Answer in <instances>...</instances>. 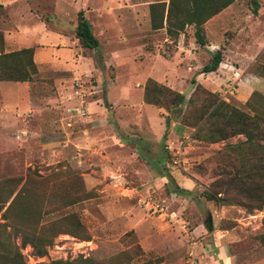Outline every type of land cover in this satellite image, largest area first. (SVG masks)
<instances>
[{
	"label": "rangeland",
	"instance_id": "1",
	"mask_svg": "<svg viewBox=\"0 0 264 264\" xmlns=\"http://www.w3.org/2000/svg\"><path fill=\"white\" fill-rule=\"evenodd\" d=\"M108 1L109 4L105 0H26L31 12L48 32L71 37L77 13H84L88 8L86 20L94 26L100 43L96 50L84 49L76 44L75 59H70L73 64H69L72 70L78 69L81 74L73 71L54 73L51 69L36 71L30 81V89L33 96L44 98V102L34 105L38 108L35 114L32 110H24V104L19 107L11 118L14 124L9 133L11 139L7 142L0 140V180L29 177L32 196L39 198L51 193L69 196L73 203L62 208L61 213L75 214L91 236L90 241H82L69 235H59L42 258L35 257L27 246L21 250L26 262L47 264L52 260H74L79 256L106 261L129 252L131 264L151 260H155L156 264H179L193 243L197 247L200 244L202 237L195 228L205 220L206 203H210L215 211L217 228L236 237L231 245L232 251L243 264L248 261L260 264L264 261V246L256 237L262 232L264 212L254 210L248 213L240 206H219L201 197L214 179V168L219 162L215 159L216 153L225 144L236 143L242 137L208 144L194 140V129L186 127L171 150L166 148L170 144H160L168 151L166 164L163 168L153 169L138 146L142 139L139 115L127 114L123 117L125 124H118L115 107L108 102L104 104L110 79L117 72L125 71L124 68H115L121 53L106 50L105 40L110 36L117 37L122 15L118 10L121 0ZM21 2L24 4V0ZM233 2L211 23L208 37L222 43L233 40L235 35L234 40L238 43L249 42L252 47H255L253 44L264 45V0ZM256 6L257 12L254 13ZM2 7L0 4V30H11L20 23L24 24V18H18L12 12L7 14ZM238 27L241 33L236 37L234 30ZM157 33L149 44L157 47L151 53L155 55L152 60L162 57L174 62L176 41L163 42L164 31ZM185 33L188 44L192 28L185 29ZM2 37L0 31V43ZM117 43L115 38L111 41L113 47ZM1 50L4 52V46L0 44ZM213 52L201 48L196 58L190 59L193 67L197 64L199 67L193 72H200ZM247 53L253 61L246 72L264 75V46L259 53L254 48ZM48 54L49 50H46L44 57ZM179 56L182 58L184 54H177L178 59ZM135 59L136 63L144 62L145 54L137 52ZM128 68L126 83L121 89L133 91L138 89V81L128 87L126 84L140 80L145 68L139 70L140 73L136 66ZM77 80L84 82L85 117H79L73 111L80 106V99L74 97L72 88ZM197 83L216 93L222 101L249 112L245 103L234 98L240 87L239 78L219 85L217 77L204 75L200 81L197 78ZM193 87L190 81L183 84L181 89L186 94V100ZM259 93L264 95V92ZM91 104L96 106L93 111L89 109ZM185 104L186 101L183 109ZM133 108L139 109L138 104ZM157 109L164 115L168 113L163 108ZM170 117L175 118L174 114ZM155 149L150 150L154 152ZM161 169L190 179L194 184L192 194L176 196L168 193L165 180L159 177ZM120 257L123 258L122 255Z\"/></svg>",
	"mask_w": 264,
	"mask_h": 264
},
{
	"label": "trees",
	"instance_id": "2",
	"mask_svg": "<svg viewBox=\"0 0 264 264\" xmlns=\"http://www.w3.org/2000/svg\"><path fill=\"white\" fill-rule=\"evenodd\" d=\"M233 1L168 0L167 4L157 1L149 7L151 29L165 28L166 34L174 40L180 32L191 27L195 43L203 48L208 45L204 24ZM256 12L257 6L254 8ZM73 37L81 48L96 50L100 46L82 11L76 15ZM221 62V51H217L199 74L215 72ZM35 72L33 49L10 53L0 51V82H28ZM191 83L194 87L186 100L184 94L148 79L144 85L143 100L179 117L183 126L194 129L193 139L196 141L213 144L242 137L236 143L225 144L216 153L215 159L219 162L214 168V179L201 197L219 206H240L248 213L254 210L264 212V95L257 91L251 93L245 102L247 113L222 101L195 79ZM169 184L170 187L166 188L168 193H186L172 182ZM30 185L29 177L0 180V264H29L21 253L27 246L35 257L42 258L62 234L82 241L91 240L75 214L61 213L62 208L73 203L69 196L51 193L38 198L30 194ZM256 239L264 246V222ZM128 254L124 252L121 254L123 258L118 255L106 261L79 256L74 260H52L47 264H131L132 258ZM140 264L156 262L151 260Z\"/></svg>",
	"mask_w": 264,
	"mask_h": 264
},
{
	"label": "crops",
	"instance_id": "3",
	"mask_svg": "<svg viewBox=\"0 0 264 264\" xmlns=\"http://www.w3.org/2000/svg\"><path fill=\"white\" fill-rule=\"evenodd\" d=\"M160 1L166 4L168 3V0L167 2L165 0ZM105 2L109 4L108 0H105ZM155 2L157 1L121 0L118 4V10L122 12L118 34L117 37H107L105 44L107 46V51L111 53H121L119 57L120 60L116 61L115 68L117 70L124 68L125 71L122 73L117 72L115 76L110 79L103 102L104 104L108 102V104H112L115 107V120L118 124H125L126 119L123 117H126L127 114L132 115L137 113L139 115L142 139L139 140L138 146L141 152L148 157L149 164L152 168L160 169L165 166L166 157L168 156V151H166L165 147L163 149L160 144H165V146L170 144L169 150H171L172 145L175 146L177 144L178 136L185 132L186 127L180 124L179 117H170L173 113H165L166 115H164L159 109L144 102L143 92L145 82L148 79H152L186 96L181 89L183 88V84H186L188 81L191 83L193 79L197 82V78H199L200 81L204 75H213L217 77L219 85L222 83L225 84L226 80H235L239 78L238 85L240 87L237 88L238 94L235 95L234 98L243 104L252 92H264V77L259 74H248L246 72L247 67L253 61L247 52L249 49L254 48L258 50L259 53L264 45L253 44L255 47H252L249 42L238 43L237 40H234L235 35L233 40H227L222 43L214 42L208 37V28L211 23L221 15L229 7L228 6L225 10L212 17L204 24L208 45L202 49L214 50L212 54L221 51L222 54V62L215 72L202 75H200L199 72H193V70H197L199 67L198 64L193 67V61L190 59L196 58L201 48L195 43L193 33L188 38V44L185 42V30L178 34L176 40H173L166 34L165 28L159 29L164 31L165 38H163V42L173 43L176 41V52L174 51L175 54L173 57L175 59L174 62L162 57L157 59L158 61L155 59L152 60L151 57H155V55L151 53L155 52L157 47L156 45L151 47L149 44L153 42L159 30L151 29L149 7ZM0 4L3 5L2 10H5L6 13L12 12L18 18H24V24L20 23L17 28H12L11 30L3 28L0 30L3 36L0 44L4 46L5 53L21 49H34L33 62L36 71L41 72L46 69H51L54 73L73 71L74 73L81 74L78 69L72 70V66L69 64H73L70 59H75L74 52L77 50V40L74 37L48 32L44 24L38 21L35 17L36 15L31 12L26 0H24V4L21 0H2ZM13 4H15L14 7L12 6ZM87 12L88 8L84 10V17L86 19ZM75 26L76 21L73 25V29ZM91 26L92 34L97 39L94 26L92 24ZM234 31L236 37L241 33L239 27ZM114 38L118 41L115 47L111 44ZM46 50H49V54L47 57H44ZM137 52H143L145 54L144 62L140 61L142 64L139 61L136 63L135 57H137ZM177 54H184V56L182 58L179 56L178 59ZM158 57H160V55H158ZM130 65L136 66L138 73L145 68L144 74L140 75V80H135L126 84L128 87L131 83L138 81V89L133 91H129L128 88L121 89V86L126 83L129 71L128 67ZM89 71L88 68L87 72ZM136 73L137 72L134 74ZM33 76L34 75H32V77ZM54 81L58 83V79ZM30 83V81L23 83L0 82V140L4 142L11 139L9 133L14 129L13 120L11 119L13 113L17 112L18 108L24 104V110H32V113L35 114L38 108L36 106L34 107V105L43 103L45 100L39 96L32 95ZM94 104H96V102H94ZM94 104L89 106L91 111L96 108ZM135 104H138L139 109L133 108ZM102 108L104 109V107H101V109ZM150 149H155L156 151L152 152ZM159 177L165 180V189L168 186L170 187L169 183L172 182L176 187L186 192L177 193L171 191L170 194L176 196H189L194 190L193 182L186 177L177 175L176 172H168L161 169L159 171ZM206 204V218L195 228L196 232L201 234L202 237L197 247V257L201 264H243L236 252L232 251L231 245L236 237L231 235L230 232H224L217 228L218 224L215 211L212 208L213 205L210 203ZM221 211L223 210L221 209ZM209 219L212 221L211 230H208L205 226V223H207ZM248 262L245 264H251L250 261ZM260 264H264V261Z\"/></svg>",
	"mask_w": 264,
	"mask_h": 264
},
{
	"label": "built area",
	"instance_id": "4",
	"mask_svg": "<svg viewBox=\"0 0 264 264\" xmlns=\"http://www.w3.org/2000/svg\"><path fill=\"white\" fill-rule=\"evenodd\" d=\"M72 88H73L74 97L80 99V106L79 107H75L73 109V111L79 117H85L86 116V112L83 109L84 95L82 93V91L84 89V82L81 81V80H77V81L74 82ZM233 89L234 88H232V90ZM229 90H231V89H229ZM166 148L169 149V147H166ZM196 247H197V244L193 243L191 245V247L189 248L188 252L186 253L185 257L180 261L179 264H201L199 258L197 257V249H196Z\"/></svg>",
	"mask_w": 264,
	"mask_h": 264
},
{
	"label": "water",
	"instance_id": "5",
	"mask_svg": "<svg viewBox=\"0 0 264 264\" xmlns=\"http://www.w3.org/2000/svg\"><path fill=\"white\" fill-rule=\"evenodd\" d=\"M211 224H212L211 219H209L208 222L205 223V226H206V228H207L208 230H211Z\"/></svg>",
	"mask_w": 264,
	"mask_h": 264
}]
</instances>
